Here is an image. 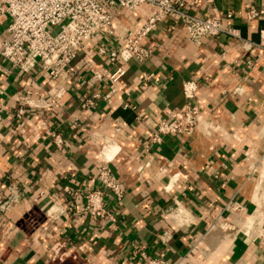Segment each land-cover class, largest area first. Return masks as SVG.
<instances>
[{
	"label": "crops",
	"instance_id": "1",
	"mask_svg": "<svg viewBox=\"0 0 264 264\" xmlns=\"http://www.w3.org/2000/svg\"><path fill=\"white\" fill-rule=\"evenodd\" d=\"M188 9L240 37L196 43L175 17L166 18L145 40L150 57L127 63L111 103L89 108L84 96L107 92L93 86L89 71L109 69L98 47L119 48L115 39L81 50L73 60L78 73L59 82L38 65L24 72L0 59V264H144L133 256L135 244L169 261L185 255L190 264H264L263 213L255 212L250 235L232 217L234 230H210L228 200L244 206L243 220L255 210L259 175L250 174L245 154L256 159L264 150V16L247 14L264 10V0H197ZM145 12L120 21L135 25ZM144 73L154 77L145 81ZM193 77L210 129L151 142L158 120L185 104L183 83ZM128 98L134 107L124 108ZM20 107L27 112L21 118ZM52 132L63 136V148ZM102 160L125 189L121 200L105 198L116 222L92 220L82 196L103 187ZM29 211L35 225L23 220Z\"/></svg>",
	"mask_w": 264,
	"mask_h": 264
},
{
	"label": "built area",
	"instance_id": "2",
	"mask_svg": "<svg viewBox=\"0 0 264 264\" xmlns=\"http://www.w3.org/2000/svg\"><path fill=\"white\" fill-rule=\"evenodd\" d=\"M196 3L197 0L188 4L185 0H0V59L24 72H29L38 65L40 72L48 80L59 82L78 73L73 60L81 50L103 37L115 39L119 48L108 49L103 43L98 47V53L107 57L109 69L89 71L93 86L105 85L108 87L107 92L103 94L92 91V95L84 96V104L89 108L100 99L111 103V97L126 73L127 63L132 59L145 62L150 57L152 50L145 45V40L166 18L175 17L183 25L188 39L196 43L204 37L221 34L240 37L237 29L225 26L222 20L192 13L188 6ZM143 8H146V12L140 23L128 26L120 21L124 13H136ZM226 16L230 18L231 12ZM247 16L249 19L261 18L264 10L250 9ZM172 28H176V25L173 24ZM153 77V74L142 75L145 81ZM197 90L198 82L195 77L183 83L185 104L181 108L169 109L166 118L158 120L150 135L151 142L160 144L165 136H191L195 132L210 129L200 105L195 101ZM130 107H134V104L128 98L124 102V108ZM2 112L3 106L0 104V120ZM26 114L25 107H20L16 116L21 118ZM50 137L57 148H63L65 142L61 134L52 132ZM245 155L250 174L259 175L255 182L257 200L251 214L253 219L255 212L264 214V150L256 159L250 152ZM97 178L103 187L82 195L89 216L92 220L108 219L116 222V217L105 204V198L109 193L121 200L125 189L114 174L110 161L102 160L98 166ZM244 212V206L240 202L228 200L210 230H234L236 224L229 219L232 217L241 223L239 230L250 235L255 219L243 220ZM23 220L29 225L36 224L32 211L27 212ZM259 238L264 244V229ZM166 239L164 238L165 241ZM134 255H139L144 264H190L185 255L169 261L164 254H149L139 244L133 247Z\"/></svg>",
	"mask_w": 264,
	"mask_h": 264
}]
</instances>
